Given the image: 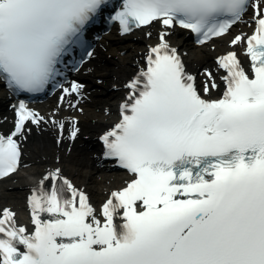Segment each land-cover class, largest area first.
Segmentation results:
<instances>
[{"label":"snow or ice","instance_id":"snow-or-ice-1","mask_svg":"<svg viewBox=\"0 0 264 264\" xmlns=\"http://www.w3.org/2000/svg\"><path fill=\"white\" fill-rule=\"evenodd\" d=\"M109 2L0 0V79L15 92L63 87L64 57L84 47L85 29ZM249 7L259 17L247 42L253 77L229 53L218 61L228 72L223 96L203 98L162 31L147 70L128 85L121 122L103 137L106 156L136 178L111 194L100 219L59 170L45 177L61 183L30 198L33 232L4 210L0 264H264V7L255 0H123L111 19L123 33L157 21L203 43L227 33ZM80 87L63 91L79 94ZM18 117L16 131L0 135V178L19 164L13 137L26 121L43 120L24 103Z\"/></svg>","mask_w":264,"mask_h":264},{"label":"bare ground","instance_id":"bare-ground-1","mask_svg":"<svg viewBox=\"0 0 264 264\" xmlns=\"http://www.w3.org/2000/svg\"><path fill=\"white\" fill-rule=\"evenodd\" d=\"M261 6H264V2ZM253 9L233 32L204 47L196 46L187 32L165 29L159 22L126 36L111 33L101 44L98 59L94 63L91 61L80 72L83 83L80 93L73 92L70 96L60 93L37 108L43 120L39 124L32 123L22 138L25 149L22 169L14 178L0 183V213L6 207L11 209L18 225L26 228L29 219L26 196L48 171L59 169L62 175L89 193L97 212L102 211L104 204L111 198L113 189L126 185L128 178H114L101 171L103 168L96 164L98 159L94 157L98 152L97 138L113 120L114 108L118 102L124 100L128 91L125 83L135 71L143 68L142 60L147 51L161 42V32L168 33L165 41L169 46L178 48L184 56L188 69L197 76L196 82L200 85L201 93L207 98L215 99L220 96L224 81L223 72L217 63L218 58L228 51H234L247 64L243 54L244 39L237 43L233 41L240 34L247 35L254 27ZM213 80L216 88H211ZM206 82L209 84L207 94L204 92ZM5 100L6 96L0 85V106ZM16 125L14 113L1 107L2 132L10 135ZM73 130H76L74 137Z\"/></svg>","mask_w":264,"mask_h":264}]
</instances>
